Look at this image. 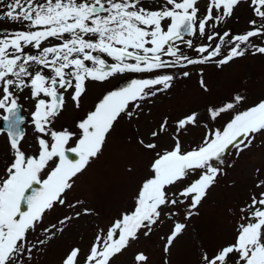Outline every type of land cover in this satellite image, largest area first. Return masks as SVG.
Instances as JSON below:
<instances>
[{
    "label": "snow or ice",
    "instance_id": "1",
    "mask_svg": "<svg viewBox=\"0 0 264 264\" xmlns=\"http://www.w3.org/2000/svg\"><path fill=\"white\" fill-rule=\"evenodd\" d=\"M0 5L5 9L0 19L22 26L0 35L5 113L0 120L8 155L0 162V264H34L75 221L99 215L86 201L68 196L103 155L121 121L137 133L129 142L146 157L144 175L127 205L96 225L86 250L71 247L59 264H115L141 238L158 232L162 264H170L186 222L199 214L210 192L245 153L264 149V98L244 107L246 98L236 95L210 103L202 113L150 119L152 127L143 135L133 121L151 117L146 106L177 79L191 78L193 68L222 69L249 52L264 55V0H204L203 11L201 0H0ZM242 5L252 18L245 32L234 35L226 26ZM202 73L201 67L199 89L209 95ZM128 74L137 75L102 93L75 124L78 131L52 127L69 105L81 108L90 85ZM18 93L32 102V154L22 143ZM192 128H202V136L186 142ZM163 137L166 143H160ZM232 149L234 159L227 161ZM126 171L134 173L131 166ZM250 178L247 198L227 209L234 218L231 238L211 249L200 243L197 264H264V164H254ZM58 208L70 213L45 225ZM131 260L150 264L151 258L135 251Z\"/></svg>",
    "mask_w": 264,
    "mask_h": 264
},
{
    "label": "rangeland",
    "instance_id": "2",
    "mask_svg": "<svg viewBox=\"0 0 264 264\" xmlns=\"http://www.w3.org/2000/svg\"><path fill=\"white\" fill-rule=\"evenodd\" d=\"M204 0H201L203 11ZM252 18L247 6L242 5L236 10L235 17L228 21L227 29L232 34H241L248 29V20ZM225 30L224 27L220 31ZM192 39V37H188ZM253 43L260 44V40L253 38ZM200 43V41H196ZM264 46V45H262ZM189 55L196 54L185 48ZM203 68V79L211 89V94H201L198 79L200 68ZM137 74H128L118 79H113L105 85L89 86L87 94L83 97L82 106L79 110L69 105L53 123L52 127L57 130L65 128L78 131L75 124L83 118L86 112L94 105L97 98L106 90L123 86L128 79ZM241 95L246 98L244 107L264 98V55H252L247 53L244 57L237 58L224 66L217 68L214 64L197 66L192 69L191 78H180L174 82L173 87L164 94L154 98L152 105L146 106L151 109V117L141 116L140 120L133 121L138 124L139 135L150 130L153 122H158L162 117L169 116L172 120L191 111L203 112L210 103L227 101L229 98ZM18 101L23 105H29L30 100L25 99V94H19ZM25 110V109H24ZM222 123V122H221ZM219 126V125H216ZM191 134H185L186 142L199 141L203 129L192 128ZM36 133L33 130L32 120L26 125V134L23 147L26 152L32 154L35 147ZM137 135L134 127L126 121H121L115 127V131L109 138L108 145L103 155L95 161L87 172L77 181L75 189L69 193V200H84L99 215L82 217L75 221L62 236L54 239L47 248L46 253L40 255L34 264H59L63 254L73 246H79L86 250L91 242L96 225L103 226L129 201L137 181L144 175L146 157L137 151L136 145L129 142L130 137ZM167 137H163L160 143H166ZM259 142V141H258ZM234 152L226 154L225 159H234ZM8 159L6 143L3 134L0 133V162L6 163ZM254 164H264V149H253L247 152L237 161L234 169L228 170V175L221 179L219 185L214 188L208 198L199 208V214L194 215L187 221V231L176 241L172 249L170 264H197V247L200 243L209 249L226 243L232 234L233 217L227 211L229 207L239 206L248 195L251 183L250 169ZM128 166L133 167L134 173L126 171ZM235 181V187L229 185ZM65 213H70L67 208L57 209L50 213L45 220V225L54 223L62 218ZM168 226L163 228L167 232ZM158 232L150 240H141L129 249L115 264H132L131 256L135 251H144L150 256V264H162L163 254L159 242Z\"/></svg>",
    "mask_w": 264,
    "mask_h": 264
},
{
    "label": "flooded vegetation",
    "instance_id": "3",
    "mask_svg": "<svg viewBox=\"0 0 264 264\" xmlns=\"http://www.w3.org/2000/svg\"><path fill=\"white\" fill-rule=\"evenodd\" d=\"M9 0H5V3H8ZM3 5H0V12L4 11ZM22 26L18 23H14L12 21L6 19H0V35L7 31H13L21 28Z\"/></svg>",
    "mask_w": 264,
    "mask_h": 264
}]
</instances>
